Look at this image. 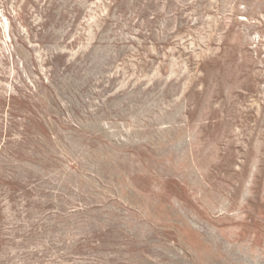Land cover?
I'll return each instance as SVG.
<instances>
[{"label": "rangeland", "instance_id": "374dc122", "mask_svg": "<svg viewBox=\"0 0 264 264\" xmlns=\"http://www.w3.org/2000/svg\"><path fill=\"white\" fill-rule=\"evenodd\" d=\"M0 264H264V0H0Z\"/></svg>", "mask_w": 264, "mask_h": 264}]
</instances>
